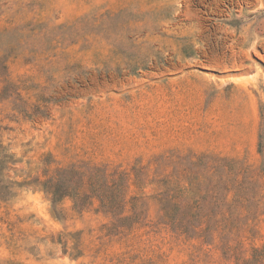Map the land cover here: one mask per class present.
Instances as JSON below:
<instances>
[{"label":"rangeland","instance_id":"obj_1","mask_svg":"<svg viewBox=\"0 0 264 264\" xmlns=\"http://www.w3.org/2000/svg\"><path fill=\"white\" fill-rule=\"evenodd\" d=\"M5 187L0 264L251 261L264 0H0Z\"/></svg>","mask_w":264,"mask_h":264},{"label":"trees","instance_id":"obj_2","mask_svg":"<svg viewBox=\"0 0 264 264\" xmlns=\"http://www.w3.org/2000/svg\"><path fill=\"white\" fill-rule=\"evenodd\" d=\"M89 183L92 184L93 179L92 177L88 178ZM41 186L43 187V189L46 191V193H48L49 195H51V200L52 203L54 205H56L58 202H60L63 198L65 197H74L76 199H80L82 198L83 200L90 198V196L88 195H82L81 192H79L80 190V186L75 187V192H68V188H66L65 190H57L55 188V186H53V183L51 180H48L46 182H43L41 184ZM92 193H96V197L100 202V206L102 209H104L105 211L108 212H116L118 211L121 203L120 201L114 200V201H110L107 199V197L105 196V194L103 192H92ZM10 190L8 187H5L4 192H0V199L4 200L6 199V197L10 196ZM166 219L169 223H174V220L172 218H170L169 216L166 215ZM264 259V249L262 250H254L253 254H252V260L249 262H246L245 264H257L258 262H260V260Z\"/></svg>","mask_w":264,"mask_h":264}]
</instances>
